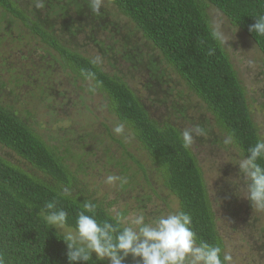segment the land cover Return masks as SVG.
Instances as JSON below:
<instances>
[{
    "label": "rangeland",
    "instance_id": "obj_1",
    "mask_svg": "<svg viewBox=\"0 0 264 264\" xmlns=\"http://www.w3.org/2000/svg\"><path fill=\"white\" fill-rule=\"evenodd\" d=\"M66 48L91 60L107 75L122 80L150 119L180 132L193 131L189 150L202 172L224 253L232 264H264V209L246 199L243 158L216 125L204 104L109 0L100 12L91 0H13ZM42 4L37 8L36 4ZM206 14L238 80L260 139H264V57L256 45L214 7ZM0 106L19 118L77 177L81 192L112 216L146 220L178 212L176 199L163 187L148 156L119 124L106 97L89 81L77 78L57 55L0 10ZM203 129L197 134L196 127ZM0 158L21 170L32 169L0 146ZM108 175L127 179L105 183ZM41 178V175H36ZM69 229L56 230L64 236ZM95 256V254H93ZM96 257V256H95ZM107 261V260H105ZM108 262V261H107ZM109 263V262H108Z\"/></svg>",
    "mask_w": 264,
    "mask_h": 264
},
{
    "label": "trees",
    "instance_id": "obj_2",
    "mask_svg": "<svg viewBox=\"0 0 264 264\" xmlns=\"http://www.w3.org/2000/svg\"><path fill=\"white\" fill-rule=\"evenodd\" d=\"M109 1L160 53L204 104L216 125L227 137L232 136V144L242 157L247 158V149L260 137L237 74L220 40L213 38L206 10L212 6L219 11L264 57V36L249 30L255 18L264 15V0ZM0 10L54 52L66 69L81 80H89L106 97L111 113L129 128L163 187L176 199L178 212L184 211L192 217L196 243L203 241L220 246L222 258L224 245L202 172L191 151L182 147L179 131L169 125H157L122 80L105 74L97 64L66 48L15 1L0 0ZM82 72H91L94 76L86 79ZM0 146L34 171L25 172L0 158V262L70 264L67 246L61 240L63 236L56 229H50L42 217L49 213L46 204L51 202L56 209L68 213L66 227L75 228V218L84 211L83 203L88 201L81 192H74L77 177L38 135L2 106ZM65 191L70 195H60ZM95 205L98 221L108 218L114 222L106 209ZM87 264L109 263L92 255ZM123 264H141V261L128 256Z\"/></svg>",
    "mask_w": 264,
    "mask_h": 264
},
{
    "label": "clouds",
    "instance_id": "obj_3",
    "mask_svg": "<svg viewBox=\"0 0 264 264\" xmlns=\"http://www.w3.org/2000/svg\"><path fill=\"white\" fill-rule=\"evenodd\" d=\"M36 7H42L37 3ZM101 0H91V10L99 13ZM257 35L264 36V15L255 18V23L249 29ZM213 38L223 40L219 31L214 30ZM86 79L93 78L91 72H82ZM125 125L117 124L113 132L124 134ZM194 131L202 135L203 129L196 127ZM184 149L191 148L194 143L193 131L188 129L179 133ZM233 138L228 136L225 143L231 144ZM249 155L238 160L240 172L246 181L248 199L253 207L264 209V139H258L247 149ZM127 183L124 177L108 175L105 183ZM60 195L67 197V191ZM96 205L90 201L83 203L84 211L77 214L75 228L64 234L61 240L67 246V257L70 264H87L95 254L97 260H107L109 264H123L131 256L139 259L141 264H232L233 257L224 253L218 245L207 242L196 243V234L192 230L190 214L179 211L160 215L155 219L146 220L142 213L132 217L118 214L114 222L108 218L98 221L95 218ZM49 213L42 217L50 229H64L68 222V213L56 209L54 203H47ZM55 209V210H54ZM92 213V215L86 214ZM2 264V262H0Z\"/></svg>",
    "mask_w": 264,
    "mask_h": 264
}]
</instances>
